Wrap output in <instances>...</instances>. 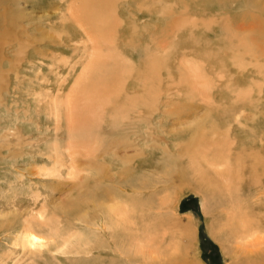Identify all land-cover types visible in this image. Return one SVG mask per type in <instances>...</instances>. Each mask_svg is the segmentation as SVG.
Masks as SVG:
<instances>
[{"label":"rangeland","instance_id":"rangeland-1","mask_svg":"<svg viewBox=\"0 0 264 264\" xmlns=\"http://www.w3.org/2000/svg\"><path fill=\"white\" fill-rule=\"evenodd\" d=\"M25 1L26 9L37 15V122L26 126L22 150L10 153L0 170V264H159L156 260L165 262L180 250L197 264L241 262L236 249L240 218H264V209L253 204L264 200V183L249 171L248 153L258 150L236 148L240 141L227 129L229 122L218 119L253 129L256 137L264 131L249 119L264 120V55L239 48L232 57L235 53L225 45L257 38L247 29L256 25V10L249 5L223 10L204 2L215 0H195L187 10L174 8L172 0L142 6L141 0H104L102 9L86 3L74 17H93L96 38L89 42L74 20L67 28L46 25L56 0ZM201 1L205 5L199 6ZM105 16L110 18L103 21ZM253 45L256 50L259 42ZM92 49L90 72L73 98L71 121L77 137L62 153L58 139L66 137V114H52L49 101L69 90ZM189 66L194 70L187 72ZM241 74L243 80L233 83ZM243 104L244 111L238 108ZM115 120L131 122L126 138L119 136ZM145 121L151 127L146 135ZM88 128L97 133L87 136L88 141L78 137ZM164 139L171 142V155L152 151ZM109 147L126 158H103ZM173 152H180L178 161ZM259 155L262 173L264 154ZM214 157L220 158L216 170L207 160ZM102 161L112 176L93 181ZM180 161L185 179L178 174ZM188 161L198 163L189 168ZM231 169L235 180L229 181L224 176ZM215 171L224 176L216 177ZM200 173L209 178L201 189ZM103 188L112 196L106 199ZM111 203L118 217L114 210L109 213ZM24 222L47 242L66 237L71 246L87 244V251L57 252L53 243L49 250L25 255L12 243ZM101 227L117 239L118 255L111 246H97L102 255L89 250L101 238L94 231Z\"/></svg>","mask_w":264,"mask_h":264},{"label":"bare ground","instance_id":"bare-ground-1","mask_svg":"<svg viewBox=\"0 0 264 264\" xmlns=\"http://www.w3.org/2000/svg\"><path fill=\"white\" fill-rule=\"evenodd\" d=\"M77 1H78L79 5L81 4V7H77L78 6V4H76ZM100 1L101 0H56L54 4L52 3L53 4L52 11H51L52 14L49 12L47 14V16L45 17L44 21L47 23L46 25H49V27H51V28H67V26H66L67 23L70 21L72 22L74 20V22L79 24V26L84 30L85 37H87V40H89V42L90 41L93 42V40H95V38H96L95 37V33H96L95 29L91 26V24H92L91 22L93 21V17H91L90 19L88 17H86V19L84 18V20L83 19L78 20V19H75L74 16H76L75 13L77 12L78 9L80 10V8L84 7V5L86 6V3L88 6H91V9H95V8L99 7V5H100L99 8L102 9V7L105 5V3L107 4V2H105L104 0L101 2ZM172 1H173L172 3L174 4V8L176 5L178 7L185 9V10L192 7L196 3L195 0H172ZM24 2H26V1L25 0H0V170L2 168H4L5 165L7 164L8 156L10 155V153L11 154H17L22 150V148L24 146V144H23L24 137L23 136L25 133L26 126H28V124H30L32 122L33 123L37 122V54H39V50H37V15L28 11L25 7ZM158 2H162V0H141L140 4H141V6L144 4L152 5V4H155ZM204 2L207 3L206 4L207 7L212 6V3L214 2L215 6L221 7V9H223V10H224V8H228L231 5L232 6L233 5H241V6L246 5V7H247V5H249L252 10H256V13L258 14V17L256 18V21H257L256 25H254V24L248 25L247 29L252 31L254 36L257 38L252 39L249 36L246 39V37L243 38L241 36L242 39L237 38L236 41L234 40V42H231V46L227 45V43H225V45H226V48L228 47L229 49H231L232 52L235 53L234 55L233 54L231 55L232 57H236L239 55L238 50H237L239 48L244 49L245 51L248 50V53L251 52L252 54H256L258 56L264 55V23H263L264 22L263 21L264 20V0L262 2L258 1V0H219V1L215 0L212 2H208V1H204ZM204 2L201 1V3H199L198 5L203 6ZM111 3H112V1H111ZM99 8H97V9H99ZM172 9L173 8H171V10ZM53 14H55V15L57 14L56 15L57 17H54ZM54 18H57L58 20H56V19L53 20ZM108 18H110V17H106V19H103V21H107ZM259 29L261 30V35H262L261 37H260ZM241 34H242V31H241ZM254 42H259V45L256 47V50H255V47L253 45ZM91 45H93V44H91ZM259 47H260V49H258ZM89 52L90 53H89V57L87 58V61L84 62V64L82 65V69L80 70L81 72L73 80V83L71 84L69 90L65 94H61V95H57L55 97H51V100L49 101V105H50L49 108L51 109L52 114L56 115L57 112H63L66 114V117H65L66 122H67V132L65 131L66 137L64 134L65 139H63V138L58 139V142L61 145L60 152H62V153H63V151H61V149L63 148L64 151H67L71 145L70 140L72 138L77 137L76 129L73 128L74 125H72V121H71L72 114H73L72 108L74 106L73 105V102H74L73 98H74L75 94H77L81 90V86L83 85V80L85 79V76H87L88 71L90 72L91 64H93L91 62L92 61L91 58H93L95 56L94 49H92V51H89ZM191 68L192 67L189 66L188 70L186 69L187 72L189 70H194ZM243 78H244V74H241V76H238V78L233 79L232 82L235 84H237V83L239 84L240 83L239 81L243 80ZM260 91L262 93L264 92L262 90V87H261ZM239 96H241V95H239ZM259 97H260V95H259ZM246 105L247 104H243V107L240 106L238 108L240 110L242 109V111H244ZM249 107L250 106H248V108ZM154 108H155V106L153 107V109ZM224 114H225V112H224ZM249 119H250V121L253 122L252 124H255V127H257V128L261 127L263 130L264 120L263 121L255 120L254 117L253 118L249 117ZM219 121L229 122L227 124L228 125L227 129H229V128L233 129V132L231 134H234V136H237L236 139L240 141V142L237 141L236 148L248 149V147H250V148L254 149V151H255V149H256V151L258 150L257 152L248 153L249 154L248 155L249 156V162H250V166H251L249 171H251V174L253 176L258 175V181H260V183L263 184L264 183V174H263L264 172H262V173L259 172V169L257 166L259 165V162H258L260 159L259 154H261V153L264 154V131H262V133L259 137H256L255 136L256 131L254 132L253 129L246 131V130H242V128H239V127L237 128L236 126H233V124H231V120H227V118L222 119V120L218 119V122ZM115 122H116V125L118 124L116 127H119V136L121 138H126L127 130H125V129L127 128L128 124H130L131 122H129L127 124L124 123L122 120H115ZM239 123H240V121H239ZM146 124H147V122L144 125V126H146V127H144L146 129V132L143 131L144 135L148 134L150 132L149 129H151V127L146 125ZM218 125H220V124H218ZM141 128L143 129V126ZM94 130H95V128L94 129L88 128L87 131L81 132L80 136L78 135V137H80V138L83 137L88 141L87 136L89 137L90 135H93L95 132ZM93 136H92V138H93ZM245 136H248V137H245ZM92 138H91V140L89 139L90 140L89 142L92 141ZM257 138H260L259 143L256 140ZM109 140H111V139L110 138L106 139L105 142H107ZM66 141H68V142H66ZM218 142H219V145L223 144V143H220V142H222L220 140ZM163 143L160 142V143H158L157 146H153L152 151H157V152L161 151V153L163 155H166V154L171 155V151H173L171 142L164 139ZM191 143H192V141H191ZM238 143H239V145H238ZM211 144H212V142H211ZM240 144L243 147H240ZM194 146H196V145H194ZM187 147L192 149V150L194 149V147L193 148L190 146H187ZM217 148H219V147H217ZM110 149H111V147L104 150V154L102 155L103 158L111 159L112 162L113 161L115 162L118 160L122 161L127 156V155L117 156V154H115ZM54 150L55 149H53V148L51 149V151H54ZM233 150H235V148ZM196 152L199 153L198 151H196ZM144 154L146 155V153H144ZM173 154L175 155L174 157H176V156L178 157V159L176 160V161H178L179 156H181L180 152H173ZM186 154L188 155L187 152H186ZM198 156L200 157V155H198ZM262 156H264V155H262ZM243 157H245V156H243ZM196 158H197V156H196ZM203 159L205 161L206 158H203ZM207 160H208V163L211 164V166L213 165V167H211V169L212 168L214 169L215 168L214 166L219 167V165H220V158L214 157V158H208ZM230 160H232V159H230ZM230 160H228V161L231 162ZM226 161H225V163H226ZM194 163L195 162H193V161H188L186 165H189V168H190V166H192V165L194 166L198 162L196 164H194ZM233 163H234V161H233ZM105 164H104V161H102V165L96 166L98 168L100 175H99L98 179L95 178L96 180L94 179L93 181L99 182V180H102L103 178L108 179V177L112 176V174H111L112 170L109 171L106 168L107 165H105ZM221 164H222V161H221ZM223 164H224V161H223ZM235 164H233V165H235ZM180 165H181L180 167H182L183 165H185V163L181 162ZM237 165H239V164L237 163ZM245 165H246V162H245ZM196 168H194V169H196ZM202 168H204V167H202ZM216 169L217 168H215L214 170H216ZM203 170L204 169H202V171ZM207 170H205V171H207ZM186 172L187 171L185 170V166H184V167H182L181 171L178 174L180 176H182L183 179H185V177L187 176ZM212 172H214V171H212ZM229 172H230V174L228 176H226V174L224 176V173H221V171L216 172L214 174H216V177H217V175L219 177L224 176L225 178H228L230 181V178L234 177L235 170L232 171V169H231V171H229ZM197 174H199V173H197ZM200 174H201L200 175V181L201 182L199 181V187H198L199 189H201V183L204 185L205 182L207 183V181L209 179L208 176L205 175L204 173H200ZM242 175H244V174H242ZM232 178H231V181H232ZM233 179L235 180V178H233ZM185 183H186V181H185ZM254 183H256V181ZM204 186H208V185L205 184ZM220 192H222V191L220 190ZM102 195L106 199L112 196L110 191L108 189H105V188L102 189ZM216 195H218L217 192H216ZM112 198L114 199L115 197H112ZM256 200H257V198H256ZM253 204L258 205L259 209H264L263 208L264 207L263 206L264 200H262V201L257 200ZM108 207H109L108 209H109V213L111 214V216H112V212L114 210L115 214H117V217H118V213L116 212L117 207H115V204L111 203L110 205H108ZM259 212H261V211H259ZM252 215L250 216V214H247V215H245V218H244V216H243V219L240 218V229H239L240 232L238 231L239 234L237 235L239 237V239H238L239 245L237 246L236 249L238 250V253L242 254L243 259L241 260V262L236 263V264H264V218L259 217L255 220V218ZM257 215L259 216V213H257ZM260 216H262V215L260 214ZM32 227L33 226L31 223H29V222L25 223L24 222L23 227L19 230V232H17L15 234V236L13 237V240H12L14 247L15 248L19 247L20 251H23L25 253V255L26 254L32 255L35 253L37 254L38 252L42 253L41 251L43 248L48 249L54 243V240H52V241L49 240V242L45 241V239L43 237L39 236L37 233H35V231H33L34 229ZM94 231L97 233V235H100L101 238L98 240H95L92 244H90L88 246L89 250H93V252L95 250V251H97L98 255H102V253H104V252H103V250H100V248H102V247L106 248L107 247L109 249V247L111 246L112 249L110 251L112 252V254L116 253V255H118L119 251H118V248L116 247L117 246V243H116L117 239L115 238L113 233L112 232L107 233L105 229H102V227H101V229L99 228V229H96ZM54 235L50 236V238L56 239L58 237L57 236L55 238V237H53ZM150 241H152V240H150ZM69 243H70L69 238L62 237L61 241L60 240L55 241V243H54V245L56 247L55 250H57V252L63 251L64 253H68V252L70 253V252L78 251V248H82V247L85 248V246H87V244L86 245H79L80 243L82 244L83 242H80L76 247L74 245L71 246ZM113 245H115V247ZM97 246H99L100 248ZM9 250H11V249H9ZM58 250H60V251H58ZM11 251L13 252L14 250H11ZM82 251H87V250L85 248ZM178 253L179 254L173 256L172 258H168V260H166L165 262L163 260L161 261L159 259L156 261L159 264H197V263H194L192 260H190L186 255H184L183 250H180V252H178ZM175 254H176V250H175ZM150 255H152V254H150Z\"/></svg>","mask_w":264,"mask_h":264}]
</instances>
